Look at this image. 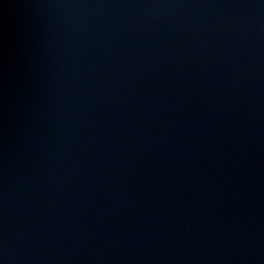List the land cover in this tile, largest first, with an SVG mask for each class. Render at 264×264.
Segmentation results:
<instances>
[{
	"label": "water",
	"instance_id": "1",
	"mask_svg": "<svg viewBox=\"0 0 264 264\" xmlns=\"http://www.w3.org/2000/svg\"><path fill=\"white\" fill-rule=\"evenodd\" d=\"M0 264H264V0H0Z\"/></svg>",
	"mask_w": 264,
	"mask_h": 264
}]
</instances>
